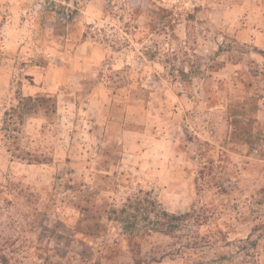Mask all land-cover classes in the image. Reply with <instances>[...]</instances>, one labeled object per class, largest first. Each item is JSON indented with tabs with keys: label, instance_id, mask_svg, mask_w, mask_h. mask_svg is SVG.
Listing matches in <instances>:
<instances>
[{
	"label": "rangeland",
	"instance_id": "obj_1",
	"mask_svg": "<svg viewBox=\"0 0 264 264\" xmlns=\"http://www.w3.org/2000/svg\"><path fill=\"white\" fill-rule=\"evenodd\" d=\"M0 264H264V0H0Z\"/></svg>",
	"mask_w": 264,
	"mask_h": 264
},
{
	"label": "trees",
	"instance_id": "obj_2",
	"mask_svg": "<svg viewBox=\"0 0 264 264\" xmlns=\"http://www.w3.org/2000/svg\"><path fill=\"white\" fill-rule=\"evenodd\" d=\"M67 16L69 15H65L64 19ZM26 99L29 103H32V106L36 107L41 106L43 103L42 97L34 98L29 96ZM142 196L143 197H136L135 202L129 198L122 208H114L109 212V219L125 223V232L128 233L130 239L137 236V226L141 223L140 221L147 224L146 228L142 227L141 229L154 230L156 232H161L163 230L162 232L165 234H172L182 226L184 215H177L166 211L150 198L149 193H145ZM148 224L151 225V227H149Z\"/></svg>",
	"mask_w": 264,
	"mask_h": 264
}]
</instances>
